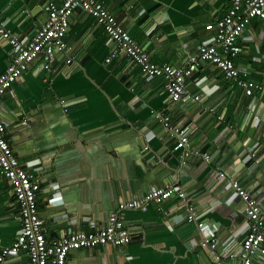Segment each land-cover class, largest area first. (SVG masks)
I'll list each match as a JSON object with an SVG mask.
<instances>
[{"label":"crops","instance_id":"1","mask_svg":"<svg viewBox=\"0 0 264 264\" xmlns=\"http://www.w3.org/2000/svg\"><path fill=\"white\" fill-rule=\"evenodd\" d=\"M62 0H0V21L29 40L47 19L46 5ZM157 64L184 66L201 44H213L207 27L223 17L233 0H100ZM51 71L38 59L6 92L0 120L19 160L39 171V209L48 239L104 225L123 201L152 188L174 185L186 200L151 201L146 209L122 212L131 232L124 246L72 250L84 264H233L245 203L231 186L237 179L264 206V21L252 18L239 37L235 57L242 75L262 86L247 95L218 67L206 63L187 81L199 101L173 102L159 77H147L128 56L106 62L113 47L96 19L74 12ZM13 47L0 35V75ZM71 60V62H68ZM64 101V102H63ZM190 133L193 149L210 152L211 163L183 149L157 119ZM148 146L149 150L145 147ZM224 171L226 179H219ZM207 220L220 241L202 245L204 233L187 219L186 206ZM170 215H164L163 211ZM12 185L0 176V249L21 233ZM232 236L230 246L223 243ZM264 264L263 257L256 258ZM12 264H28L19 254Z\"/></svg>","mask_w":264,"mask_h":264},{"label":"built area","instance_id":"2","mask_svg":"<svg viewBox=\"0 0 264 264\" xmlns=\"http://www.w3.org/2000/svg\"><path fill=\"white\" fill-rule=\"evenodd\" d=\"M46 10L48 16L45 23L29 40L21 39L5 21H0V35L13 47L11 59L0 75V102L6 92L38 59L42 61L45 70L53 69L57 51L67 50L66 35L71 18L77 10L92 15L113 42L106 62L111 63L116 58L128 56L141 68L143 75L164 79L166 91L175 103L187 104L201 99L200 94L189 93L187 81L206 63L218 67L227 80L234 81L249 96L253 95L255 90L262 89L260 84L242 75L235 57L242 51L238 40L251 19L260 18L264 21V0H233L226 14L207 27L215 32L214 43L199 45L197 51L190 54L184 66L155 63L150 54L100 0L50 1L46 5ZM157 119L177 139L179 147L183 149V159L196 155L211 163L212 154L191 148L190 133L174 125L168 113L158 114ZM6 131V122L0 120V176L13 187L22 229L14 243L0 249V264H12L13 258L21 253L27 256L28 264H84L71 262L70 252L98 246H124L130 243L132 235L122 212L146 209L151 201L165 202L173 196L183 200L187 198V192L178 186L152 188L142 198L121 202L109 215L106 223L95 230H75L60 238L48 239L38 202L42 188L41 174L26 167L19 160L6 137ZM145 149L149 150V147L146 146ZM226 178V173L219 171V179ZM230 182L233 190L245 203V226L239 247L229 251L228 256L234 260L233 264H257L258 256L264 258V206L261 205L258 195L243 187L237 179ZM162 211L164 215H170L168 211ZM186 215L188 221L197 223L198 228L204 233L202 245L220 244V240L209 232L212 224L199 219L195 207L190 203L186 206ZM232 238L230 236L223 243V247H229Z\"/></svg>","mask_w":264,"mask_h":264}]
</instances>
